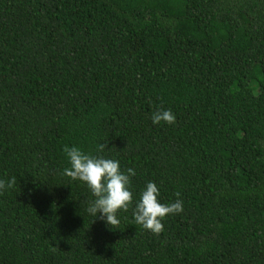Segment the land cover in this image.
I'll use <instances>...</instances> for the list:
<instances>
[{"label":"trees","instance_id":"1","mask_svg":"<svg viewBox=\"0 0 264 264\" xmlns=\"http://www.w3.org/2000/svg\"><path fill=\"white\" fill-rule=\"evenodd\" d=\"M65 146L136 171L117 226L86 211ZM12 177L0 264H264V0H0ZM148 182L183 201L159 234L132 216Z\"/></svg>","mask_w":264,"mask_h":264},{"label":"clouds","instance_id":"2","mask_svg":"<svg viewBox=\"0 0 264 264\" xmlns=\"http://www.w3.org/2000/svg\"><path fill=\"white\" fill-rule=\"evenodd\" d=\"M153 125L166 123L175 124V115L172 111L158 109L151 115ZM107 144L98 145V150L103 152ZM64 153L68 158L70 167L63 170V175L72 180H79L90 189L94 200L89 202L86 211L93 217L104 220L109 226H117V211L127 212L133 201L131 189V178L136 176L133 168L126 172L120 170L119 161L86 154L79 147L65 146ZM16 184V177L10 180H0V195ZM159 188L154 182H148L140 194V200L132 211L134 223L140 225L153 234L163 231L162 220L166 216L180 214L183 212V201L179 199L180 193L174 195L177 199L168 204L160 203L158 197Z\"/></svg>","mask_w":264,"mask_h":264}]
</instances>
